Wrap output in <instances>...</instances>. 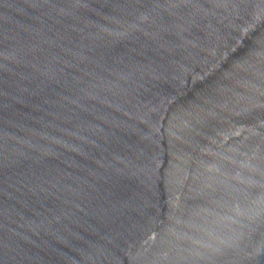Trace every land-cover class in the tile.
Here are the masks:
<instances>
[{"label":"water","instance_id":"water-1","mask_svg":"<svg viewBox=\"0 0 264 264\" xmlns=\"http://www.w3.org/2000/svg\"><path fill=\"white\" fill-rule=\"evenodd\" d=\"M0 264H264V0H0Z\"/></svg>","mask_w":264,"mask_h":264}]
</instances>
